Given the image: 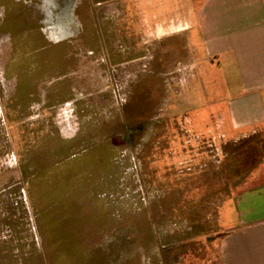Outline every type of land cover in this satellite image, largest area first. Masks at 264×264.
<instances>
[{"label":"rangeland","instance_id":"rangeland-1","mask_svg":"<svg viewBox=\"0 0 264 264\" xmlns=\"http://www.w3.org/2000/svg\"><path fill=\"white\" fill-rule=\"evenodd\" d=\"M40 1L60 50L35 97L16 98L29 51L0 44V204L19 205L0 264H221L256 141L225 130L208 87L192 99L188 52L177 65L176 37L149 33L132 0Z\"/></svg>","mask_w":264,"mask_h":264},{"label":"crops","instance_id":"crops-1","mask_svg":"<svg viewBox=\"0 0 264 264\" xmlns=\"http://www.w3.org/2000/svg\"><path fill=\"white\" fill-rule=\"evenodd\" d=\"M132 1L136 12L148 19L149 33L176 37L175 50L182 53L177 65L188 52L197 69L191 80L192 99L198 103V95L207 94L208 87L209 108L225 130L239 136L242 145L255 140L258 153L264 154V0ZM0 44L2 50L17 54L29 51L25 60L24 53L14 59V78L19 89L21 83L32 84L23 101L35 97L42 76L57 67L55 60H40V0H0ZM27 108L22 106L23 111ZM20 207L24 212L25 204ZM30 209L40 210L33 205ZM18 210V204H0V221L18 220V214L2 213ZM225 216L229 228L221 244V264H264V160L232 194ZM10 239L18 243L17 237ZM6 242L0 237V247ZM7 253L18 259V247Z\"/></svg>","mask_w":264,"mask_h":264},{"label":"trees","instance_id":"trees-1","mask_svg":"<svg viewBox=\"0 0 264 264\" xmlns=\"http://www.w3.org/2000/svg\"><path fill=\"white\" fill-rule=\"evenodd\" d=\"M57 4H58V2H57ZM40 6H41V3H40ZM58 6H59V4H58ZM55 11H57V8L54 9V12ZM41 22H42V20H41ZM44 36H45V34H44L43 29H42V26H41L40 60L42 62H48V61H51L52 62L54 60L57 61L56 57L58 56V50H60V47H55L56 46L55 42L49 41L48 38L46 36L45 37ZM15 53L16 52L13 51V55H15ZM21 85H22V88L23 89L21 87L19 89V86H18V91H17V96H16V98L17 99L19 98L20 100L23 98L24 92H26V94L27 93H31L29 91L31 90L32 84H27V83L23 84V83H21ZM20 100H19V102H20Z\"/></svg>","mask_w":264,"mask_h":264}]
</instances>
